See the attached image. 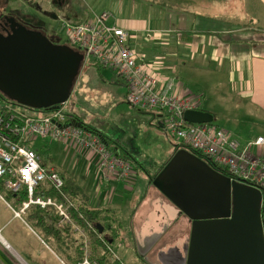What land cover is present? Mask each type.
Returning <instances> with one entry per match:
<instances>
[{
  "label": "crops",
  "instance_id": "0c3cea01",
  "mask_svg": "<svg viewBox=\"0 0 264 264\" xmlns=\"http://www.w3.org/2000/svg\"><path fill=\"white\" fill-rule=\"evenodd\" d=\"M2 1L6 5L5 8L14 6L13 8L24 10L27 5V0ZM53 1H56L55 4H52ZM47 2L50 3V6L41 10L47 11L54 6L61 7L64 0H48ZM10 4L12 5L10 6ZM101 4L102 7L93 11L85 21L100 12L109 11L111 25L121 28L130 35L133 33L136 37L135 40H130L131 47L135 48L136 54L142 56L152 71L163 80L175 78L177 91L180 95L202 97L203 111H206L204 110L206 98L213 95L204 88L189 91L186 80L191 79L190 77L198 80H204L205 77L212 78V71L216 72L215 68H220V71H217L215 75L221 74L226 77L230 91L245 102L243 107H245L247 117L252 121L250 126L253 127L252 132L249 126L244 130L240 129V131L226 128L223 131L239 141L241 145L251 142L256 137L264 138V2L258 0H110L108 3ZM33 6L37 8L34 3ZM252 21L258 23L253 24ZM39 28L37 27V29ZM211 63L216 66H211ZM117 80L126 89L124 83L118 78ZM208 113L213 116L214 120L216 119L217 114L214 111ZM154 116L160 121L159 115L154 114ZM73 117L92 127L91 123L84 121L82 117L77 115H73ZM92 128L99 132L98 127L93 126ZM107 139L111 144L108 145L110 149H114L117 155L123 158L118 152L119 144L112 143L110 138ZM62 144L66 154L63 164L60 165L62 169L50 170L56 172L60 177L71 178L77 188L87 194L88 205L93 209L105 210L107 214L104 215L110 217L113 222L108 211L115 213L117 205H114L115 200L110 199L107 193L114 188L117 190L123 182L99 188L97 160L94 155L86 151L73 150L64 143ZM253 150L264 156V146ZM142 164L145 168V164ZM138 173L139 171L135 172V176L129 183H123L126 187L123 186L122 192L129 191L135 185ZM144 175L147 181V195L142 200L138 211L134 210L132 213L136 224L131 230L135 233V239L156 229V225L164 217L170 221V224L174 222L178 227L181 224V232H185L183 229L186 225V218L179 217L176 208L152 185H149L147 177L149 173ZM4 198L0 193V205H3V209L8 214L10 212L11 215L9 214L10 216L6 219L0 213V249L15 264L18 263L13 257L14 248L7 238L17 242L14 237L16 233L8 230L10 225L16 222L23 225V228L24 226L28 227L31 236L35 239L37 251L31 252L29 246L23 248L22 251L37 260V264H72L61 256L55 243L47 244L39 232L34 231L25 223L23 220L25 212L21 215L22 217H17L15 209L7 204L6 207ZM127 206H129L128 201ZM144 222L146 224L143 227ZM116 226L112 224V228ZM71 229L75 238L83 239L85 244L83 250H86L88 243L84 231L81 228L80 232ZM118 240H120L119 232L115 242ZM82 241L80 240L78 243ZM128 245L127 249L131 253L133 250L135 254V247L132 248L130 243ZM73 250L74 247H71L70 252ZM116 258L122 261V259Z\"/></svg>",
  "mask_w": 264,
  "mask_h": 264
},
{
  "label": "built area",
  "instance_id": "2783aa9c",
  "mask_svg": "<svg viewBox=\"0 0 264 264\" xmlns=\"http://www.w3.org/2000/svg\"><path fill=\"white\" fill-rule=\"evenodd\" d=\"M111 13L100 12L82 23H64V44L83 56V62L93 60L99 68L111 69L126 87L125 102L133 109L154 111L161 125L178 145L200 153L212 165L228 173L231 180L245 183L262 194L260 221L264 233V156L254 152L264 146V138L256 137L241 145L222 129L212 124H188L183 115L187 111H203L200 96H182L175 78L163 80L155 74L147 61L131 48V35L109 23ZM57 38V37H56ZM67 103V102H66ZM66 103L53 110H41V117H30L13 102L0 98V185L3 190L18 194L26 191L27 200L15 213L17 217L30 205L54 214L52 227L61 231L71 227L80 232L72 217V202L62 193L63 179L46 170L33 149L37 138L61 140L76 151H86L97 160L99 188L104 185L129 183L135 169L123 158L105 147L98 136L73 125L67 115ZM164 119V120H163ZM48 181L56 194L46 200L35 198L33 190ZM81 264H89L86 260Z\"/></svg>",
  "mask_w": 264,
  "mask_h": 264
},
{
  "label": "water",
  "instance_id": "95a60500",
  "mask_svg": "<svg viewBox=\"0 0 264 264\" xmlns=\"http://www.w3.org/2000/svg\"><path fill=\"white\" fill-rule=\"evenodd\" d=\"M4 20L10 31L5 36L0 33V93L31 110L48 111L66 103L82 54L60 44L58 38L53 43L41 29H27L14 18ZM183 119L188 124L214 121L206 111H187ZM152 186L191 224L182 251L173 247L163 254L168 260L176 264H264L259 190L231 180L184 149L175 152L153 178ZM161 237L162 233L146 239L144 247L137 243V256L146 261Z\"/></svg>",
  "mask_w": 264,
  "mask_h": 264
},
{
  "label": "rangeland",
  "instance_id": "374dc122",
  "mask_svg": "<svg viewBox=\"0 0 264 264\" xmlns=\"http://www.w3.org/2000/svg\"><path fill=\"white\" fill-rule=\"evenodd\" d=\"M47 1L27 0L26 8L23 10L13 8L12 4H10L11 7L5 8V3L0 0V16L7 17L10 15L11 18L26 23V27L30 30H37V27H40L39 29H41L43 34L57 37L61 40V43L69 45L66 43V33L63 24L84 22L87 17L92 15L93 11H97L102 7L101 3H108L110 0H64L61 7L54 6L47 11L41 10L50 6ZM258 1L264 2V0ZM33 3L37 8H34ZM55 16L57 19H54ZM252 23L257 24L258 22L252 21ZM135 38L132 33L131 39L135 40ZM132 49L136 52L135 48ZM210 65L214 66L215 64L211 63ZM209 69H212V67H209ZM215 69L216 72L220 71V68L216 67ZM216 72L212 71L213 77H205L206 79L204 78V80L190 77L191 79L186 80L187 89L194 91L204 88L213 95L209 96L208 99L206 98L204 108L208 112L214 111L217 114L212 125H217L222 130L226 128L234 129L235 131L244 130L249 126L252 132L253 127L250 126L252 121L247 117V112L245 107H243L245 102L241 101L238 95L230 91L226 77L221 74L215 75ZM214 76L216 77L215 80ZM124 94H126V89L121 82L118 83L117 77L111 69L99 68L93 60L84 61L74 81L70 98L66 103V111L68 115H77L82 117L84 121H89L92 127H98L99 132L110 138L112 143L119 144L118 152L123 158L127 160L135 159L144 163L146 172L148 171L147 173L152 176L175 154L179 143L176 139L171 138L165 128L160 125L162 121H158L154 116V111L131 108L125 102ZM16 107L30 117L36 118L44 115L41 110H30L21 106ZM62 145V141L59 139L37 138L33 149L39 157L40 164L47 171L50 169H62L60 165L63 164L66 157ZM146 185L145 175L138 173L135 185L129 191L122 192V189L124 190L123 186L126 187L122 183L117 190L114 188L107 193L110 199L115 200L114 205H117V211L115 213L114 211H108V215L113 218L112 224L114 226L119 225L120 240L112 245L113 250H111L116 257L122 259L120 264H145L135 256L133 250L131 253L127 246L130 243L132 248L133 246L135 247V233L131 228L136 223L132 213L134 210L138 211L142 200L147 195ZM0 192L6 199L4 200V205L6 207L7 205L10 206L11 200L8 199L2 190ZM127 201L129 206H127ZM2 206L0 205V213L7 219L11 214L9 212V215ZM145 224L144 222L142 226L144 227ZM22 226L16 222L10 225L8 229L16 233L14 237L17 242L7 238L14 248L13 257L18 264H37V260L22 251L23 248H28V246L31 252L37 251V243L31 236L30 230L28 227L24 226L23 228ZM170 226L163 240L175 242L179 238H182V240L185 238L181 237V224L178 227L177 224L172 222ZM189 229L190 227L186 220V225L183 229L187 236L185 240L189 237L187 234ZM134 249L136 253V248ZM0 264L15 263L0 249Z\"/></svg>",
  "mask_w": 264,
  "mask_h": 264
},
{
  "label": "trees",
  "instance_id": "16d2710c",
  "mask_svg": "<svg viewBox=\"0 0 264 264\" xmlns=\"http://www.w3.org/2000/svg\"><path fill=\"white\" fill-rule=\"evenodd\" d=\"M0 98L7 99L1 93ZM14 104L17 105L16 103ZM68 117L70 118V122H73V125H77L88 131H91L93 134L99 137L101 143L105 147L110 149L108 145L111 144L105 135L101 134L89 125L81 123L79 119H76L71 115H68ZM178 149H184L192 153L199 159L206 162L214 170L225 176H228V173L226 171L212 165L200 153L190 150L185 145H177V150ZM111 150L114 154L117 155L114 149ZM124 160L132 165L136 173L139 171V173H144L147 175L143 164L139 163V161L135 159ZM161 169H159L158 172H160ZM158 172H156L152 176H147L149 185H152V180ZM61 178L64 182L61 191L73 204L72 217L78 222L79 227L85 233V238L87 239L88 243V245L86 246V250H83V248L85 247V244L82 241L83 239L75 238V235L73 234V231L70 227H65L61 231H56L52 227V221L55 219V217L54 214L49 210H44L36 205H30L25 211V215L23 216V220L25 221V223L29 225L34 231L39 232L40 236L47 244L50 242L55 243L57 245L58 252L68 263L80 264L86 260L89 264H120V261L113 255L111 250L112 243L118 239L119 225L117 224L115 228H112V220L110 217L104 215L106 214L105 210L91 208L88 205L87 194L81 189L77 188L71 178L64 176ZM0 190H2L6 194L8 199L11 200L10 206L15 209L16 212L21 209L22 203L27 200L26 191L24 189L21 190L18 194H14L3 190L0 185ZM55 194V189L48 181L39 184L33 190V196L35 198H40L43 200H46L54 196ZM100 229H102L101 234L99 233ZM80 240L82 242L78 243ZM71 247H74L73 252H70ZM135 255L137 256L136 253ZM137 258L145 263L143 259L139 258L138 256Z\"/></svg>",
  "mask_w": 264,
  "mask_h": 264
},
{
  "label": "flooded vegetation",
  "instance_id": "af4514ba",
  "mask_svg": "<svg viewBox=\"0 0 264 264\" xmlns=\"http://www.w3.org/2000/svg\"><path fill=\"white\" fill-rule=\"evenodd\" d=\"M7 17L8 18H11L10 15H8ZM4 19H5L4 16H0V33L5 36L6 33L10 31V27H9V25H6ZM15 21L18 22L19 24H21V25H23V26L26 27V25H25L26 23L21 22L20 20H17V19H15ZM26 28L29 29L28 27H26ZM44 35L50 41H52L53 43H55V38L56 37L48 36L46 34H44ZM177 212H178V210H177ZM178 214H179V212H178ZM179 217H184V216L179 215ZM186 220H187V218H186ZM187 223H188V225H189V227L191 229V224L189 223L188 220H187ZM169 228H170V221L167 220L164 217V218H162V221L157 224L156 229L151 230L146 235H143L141 238L136 239V241H135V248H136L137 243L141 247H144L146 245L145 244V240L146 239H148L150 237H153V236H155L157 234H161L162 233V237L158 240V242L152 248V250L147 254V256H146L147 260L146 261L144 260L146 264H176V262H172V261L168 260L167 257L164 256L163 254L166 253L170 248H173V247H177V248H179V250L182 251V247L187 243V240L188 239L185 240V238L187 237L186 236V232H182V236L181 237H185L183 240H182V238H179L175 242L174 241L168 242L167 240H163V237L165 236V234L168 233ZM164 229H166L165 232H163ZM190 229L188 230V233H187L188 235H190ZM162 240H163V242H162Z\"/></svg>",
  "mask_w": 264,
  "mask_h": 264
}]
</instances>
